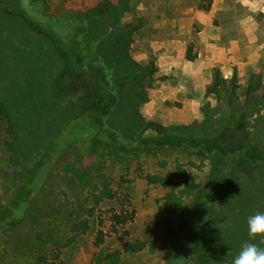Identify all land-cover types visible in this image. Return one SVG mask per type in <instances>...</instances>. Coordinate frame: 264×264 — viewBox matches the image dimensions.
<instances>
[{
  "label": "rangeland",
  "instance_id": "374dc122",
  "mask_svg": "<svg viewBox=\"0 0 264 264\" xmlns=\"http://www.w3.org/2000/svg\"><path fill=\"white\" fill-rule=\"evenodd\" d=\"M41 1L46 14L88 19L93 52L112 49L126 34L117 53L123 79L116 78V96L103 99L123 106L115 116L110 102L103 112L78 110L83 89L59 97L63 109L72 104L64 112L70 119L53 148L24 169L12 162L0 119V264H168L191 229L204 239L212 235L211 222L248 233V217L264 213V168L252 178L234 176L262 166L253 151L264 144V108L253 120L248 149L233 150L230 138L234 132L245 140L246 113L256 110L249 105L264 93V0ZM23 3L32 4L0 0V32L23 41L15 42L16 60L10 53L27 82V69L42 54L29 52L24 41L38 40L35 31L26 26L21 34L24 19L15 13L26 11ZM104 3L111 10L97 15ZM216 74L223 84L211 94ZM209 137L217 140L214 150L189 143ZM226 196V216L206 212ZM233 240L222 252L211 239L188 246L199 247L201 264H233L242 246Z\"/></svg>",
  "mask_w": 264,
  "mask_h": 264
},
{
  "label": "trees",
  "instance_id": "16d2710c",
  "mask_svg": "<svg viewBox=\"0 0 264 264\" xmlns=\"http://www.w3.org/2000/svg\"><path fill=\"white\" fill-rule=\"evenodd\" d=\"M29 1L32 4L28 7L23 3L27 12L18 9L15 15L24 19L25 26L22 25L23 27L21 28L24 30H22L23 33L21 34L25 33L26 26L38 34V40L30 37L29 40H24L25 42L28 41L26 45L30 48L28 51L40 52L42 56L37 53L40 60L36 62V66L27 69V82L25 73H23L24 69L16 61V63L12 61L11 56L14 53L16 60V51L14 50H16L15 47L17 46H15V42L22 43L23 41L18 36L3 39L2 32H0V119L7 123L6 132L10 138L7 142V147L13 154L12 162L18 164V167L22 169L25 168L24 164L37 157L42 149H52L55 140L63 133L64 125L70 119L64 112L70 111L72 104L68 108L63 109L62 101L59 100V97L63 98L67 93L83 89L84 96L80 101L79 107L71 100L68 102L74 103L78 110L92 108L103 112L102 107L110 102L109 99L108 102H104L103 99L109 98L110 95L116 96V78H119L120 82L123 79L118 77L119 73L117 71L120 70L119 61L121 63V60L118 59L120 57L117 56V53H119L120 46L127 41L126 34H121L114 40L112 49H103L101 46L97 52H93L89 41L91 24H88V19L85 18L81 21L67 20L62 17L49 15L45 13L46 4L44 1L25 0V3ZM110 6V3H104L95 10L96 14L109 13L111 10ZM11 20L14 21V19ZM14 25L15 28L12 29V32L17 34V32H20V27L18 22ZM51 48L53 51H51ZM25 50L27 51V49ZM11 51L12 53H10ZM55 55L58 56L57 60H53ZM124 55L125 53L123 52L121 58H124ZM59 60L63 64H59ZM41 61L43 64H40ZM9 64L13 65V67L10 68ZM222 84L221 75L216 74L213 84L208 88L209 93L216 94ZM259 87L260 83L253 86L248 95L253 94ZM111 103L112 101L110 106L113 107ZM115 104L112 110L114 113L109 110L114 116L123 106L122 102L119 103V99ZM111 115L107 114L104 117L105 120L109 119L111 121L113 119ZM89 119L105 125L103 119L100 121L91 116ZM190 142L193 145H205L213 150L217 145V140L210 137L199 141L191 139L189 140ZM238 143L247 148L248 141L246 138L242 142L238 139L236 145ZM243 151L245 150H241L242 154H244ZM253 152H255V155H251L257 157V163L264 166V151L255 150ZM228 197L226 196L225 198L227 199ZM207 210L206 212L209 214L214 213L210 208H207ZM182 235L183 233L178 238ZM236 237L237 241H241L248 236L239 232ZM184 239L183 244H179L178 248L174 249L175 251L173 250L174 253L172 251L174 256L171 259L172 261L169 260L168 264H201V259L198 260L197 258L199 257L196 255L199 247L194 252L192 248L189 249L188 245L193 244L194 240L201 242L204 238L199 234H193L191 229ZM100 244L98 242L96 246ZM259 246L264 248V245ZM219 248L221 249V246ZM239 250L240 247L235 254ZM229 262L231 261H224L225 264Z\"/></svg>",
  "mask_w": 264,
  "mask_h": 264
},
{
  "label": "crops",
  "instance_id": "0c3cea01",
  "mask_svg": "<svg viewBox=\"0 0 264 264\" xmlns=\"http://www.w3.org/2000/svg\"><path fill=\"white\" fill-rule=\"evenodd\" d=\"M259 93V92H258ZM258 95V94H257ZM259 96H261V98H257V102H253L251 103L249 106H252V107H256V108H251V109H256L255 111H250V114L249 112L246 113V122H245V131H246V139L247 141H249V139L251 140L252 139V136H253V126H254V123H253V120L258 118V115L257 113L258 112H262L263 113V108H264V93L263 94H259ZM249 110V108H248ZM259 128V126H258ZM233 135H236L234 132H233ZM242 142V141H241ZM251 142V141H250ZM254 143L256 144L257 142L254 141ZM259 143V142H258ZM240 143H238V145L235 144V146H233V150L236 149V147L239 146ZM259 144H262L259 146V148L261 150H264V144L263 143H259ZM263 169L264 166H261L259 168H256L255 170H253L254 172H248V170L245 168L243 171H240L238 173L235 174L234 178H236V176H238L239 174H243L244 176L246 177H254L255 173L259 170V169ZM238 180V179H236ZM234 181L233 180V187L236 185L234 184ZM229 207H230V198H225L222 202V205H218V207L216 208V212H222L225 216H226V213L229 212ZM223 218V216H222ZM226 221H227V217H225ZM211 222V221H210ZM211 225H213V229H212V235L206 237V239H204L203 241L207 240V239H211L213 240L212 242H215L213 243L215 246L217 244H219V246H221V249H219L221 252L224 251V250H229L231 247H233V243L235 242L233 239L234 237H236L237 233L241 232V231H232L228 226V225H217V224H212L211 222ZM235 230H237V228L235 227ZM209 232V230L207 231ZM233 232V234L231 233ZM237 232V233H236ZM242 233H245L248 237L246 239H242L241 240V245L244 244L245 242H253V243H258L260 245H263L264 244V237H260L259 240L261 242H256V241H253L250 237H249V233L247 232H242ZM233 235V239H230L229 236ZM245 236V235H244ZM237 241V240H236ZM225 261V260H224ZM228 261V260H227ZM225 264V263H224Z\"/></svg>",
  "mask_w": 264,
  "mask_h": 264
},
{
  "label": "clouds",
  "instance_id": "9594fccd",
  "mask_svg": "<svg viewBox=\"0 0 264 264\" xmlns=\"http://www.w3.org/2000/svg\"><path fill=\"white\" fill-rule=\"evenodd\" d=\"M249 237H264V213H257L247 219ZM233 264H264V248L253 242L242 244L233 259Z\"/></svg>",
  "mask_w": 264,
  "mask_h": 264
},
{
  "label": "flooded vegetation",
  "instance_id": "af4514ba",
  "mask_svg": "<svg viewBox=\"0 0 264 264\" xmlns=\"http://www.w3.org/2000/svg\"><path fill=\"white\" fill-rule=\"evenodd\" d=\"M230 140L231 141H233L234 143H236L237 142V140H238V138H237V136H232L231 138H230Z\"/></svg>",
  "mask_w": 264,
  "mask_h": 264
}]
</instances>
